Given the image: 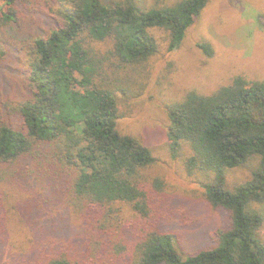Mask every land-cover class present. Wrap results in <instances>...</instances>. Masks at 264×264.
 Here are the masks:
<instances>
[{"label":"trees","instance_id":"obj_1","mask_svg":"<svg viewBox=\"0 0 264 264\" xmlns=\"http://www.w3.org/2000/svg\"><path fill=\"white\" fill-rule=\"evenodd\" d=\"M208 1L143 7L138 0H3L0 29L19 22L22 9L42 13L53 6L56 22L29 45L28 97L17 107L14 121H0V181L40 185L45 204L66 197L80 203L83 215L92 219L101 206L115 202L131 204L146 216L139 177L156 159L140 138L118 130L116 93L125 89L118 87L117 70L156 53L152 29L165 30L168 50H177ZM107 41L110 47L102 52L96 43ZM199 46L212 55L208 43ZM4 56L0 42V64ZM168 116L171 156L180 155L183 146L190 149L188 175H208L202 183L204 197L229 212V226L216 229L213 245L193 254L185 253L172 233L141 226L132 249L111 262L264 264V217L253 207L264 204V79L237 75L210 94L189 91L169 107ZM245 166L248 179L229 187L226 171ZM24 170L25 177L35 174L32 182L21 180ZM39 264L90 263L62 254L46 256Z\"/></svg>","mask_w":264,"mask_h":264},{"label":"rangeland","instance_id":"obj_2","mask_svg":"<svg viewBox=\"0 0 264 264\" xmlns=\"http://www.w3.org/2000/svg\"><path fill=\"white\" fill-rule=\"evenodd\" d=\"M138 1L143 7H159L178 0ZM44 9L42 13L22 9L19 22L0 29L5 50L0 64V121H14L17 107L28 97L29 45L56 22L54 7ZM152 33L156 53L141 63L120 67L118 87L125 92L116 93L118 130L140 138L156 159L139 177L147 215L131 204L115 202L101 206L92 219L83 215L80 203L66 197L69 213L65 202L45 204L40 185L27 188L20 181H0V262L21 258L39 264L46 256L68 254L90 264H113L111 259L129 252L149 228L172 233L180 248L193 254L213 245L216 229L229 226V212L213 207L204 197L202 183L208 175L199 171L188 175L185 160L190 149L183 146L180 155L171 156L168 111L189 91L210 94L237 75L264 79V0H209L174 51L168 50L165 30L152 29ZM200 43H208L212 55ZM96 45L105 52L110 42ZM27 172H22L21 180L30 183L35 174L25 177ZM249 173L246 166L228 169V186L243 183ZM253 207L264 217V204ZM260 238L264 242V223Z\"/></svg>","mask_w":264,"mask_h":264}]
</instances>
